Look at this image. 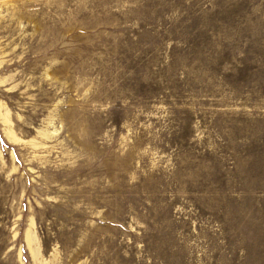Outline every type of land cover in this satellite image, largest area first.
<instances>
[{
	"label": "rangeland",
	"instance_id": "374dc122",
	"mask_svg": "<svg viewBox=\"0 0 264 264\" xmlns=\"http://www.w3.org/2000/svg\"><path fill=\"white\" fill-rule=\"evenodd\" d=\"M0 264H264V0H0Z\"/></svg>",
	"mask_w": 264,
	"mask_h": 264
}]
</instances>
